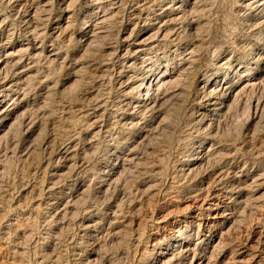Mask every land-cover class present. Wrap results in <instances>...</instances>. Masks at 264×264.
I'll return each instance as SVG.
<instances>
[{"label": "rangeland", "instance_id": "1", "mask_svg": "<svg viewBox=\"0 0 264 264\" xmlns=\"http://www.w3.org/2000/svg\"><path fill=\"white\" fill-rule=\"evenodd\" d=\"M59 1L47 0L46 11L37 5L43 20L38 22L43 38L36 42L43 41L48 49V35L56 26ZM76 1L80 8L75 20L55 41L61 46L60 60L50 65L41 58L34 63L33 74L40 72L41 78L32 80L26 88V116L17 118L10 133H1L3 137L0 134V264H177L170 258L157 261L159 251L187 230L193 234L191 246L199 243L196 234L200 230L202 236L212 237L211 245L220 241L218 247H210L203 256L193 253L203 257L202 264H264V74L245 72L241 81L257 78L256 85L240 94H235L234 89L232 96H236L233 104L227 102L231 106L228 113L215 119L211 127L199 129L191 123L192 113L200 109L196 82L203 79L204 71L216 59L219 64L233 57L239 65L234 64L235 68L249 69L254 67L249 56L264 52V37L251 36L254 28H261L259 34H264V27H254L257 23L248 19L254 13L243 5L248 0H199L192 11L183 13V21L172 25L178 38L155 50V69L181 60L183 47L192 41L196 45L202 43L194 68L182 77L184 81L178 82L177 89L172 88L177 94L168 98L163 108L166 120L157 129L148 126V115H131L138 91L125 101L117 85L124 77L112 68L116 61L110 54L127 30L133 29V14L141 9L135 5L137 0L108 2L115 11L105 24L108 35H102L101 47L91 49L89 54L74 42L81 20H89L91 0ZM174 1L166 3L178 5ZM6 7H1L3 16L11 23L3 29L2 39H6L11 28L18 33L19 41L27 42L17 15L23 9ZM190 22L193 25L188 29ZM105 48L108 49L104 51ZM103 62L108 64L110 73L99 68ZM140 68L141 64L126 70L130 81L133 74L143 73ZM226 70L224 67L215 72L220 80ZM69 75L74 76L65 83ZM230 75V81L237 86L238 76ZM78 79L81 85L77 90L66 93L67 88L77 85ZM95 100H99L101 108L98 130L91 129L93 120L89 121L93 119L91 107ZM258 101L260 108L255 114L252 103ZM130 116L133 126L123 120ZM30 121L37 128L29 127ZM79 131L88 132L87 140L93 142L91 149L86 151V141L81 136L84 140L77 138V152L67 161L61 159L57 155L59 146L66 143L70 132L74 136ZM201 137L210 153L190 171L186 163ZM118 153L123 155L117 163ZM126 156L133 158L129 165L122 162ZM106 161L118 171L102 175L99 166ZM76 180L86 188L81 197L72 187ZM87 225L91 227L86 229ZM209 226L212 227L208 229Z\"/></svg>", "mask_w": 264, "mask_h": 264}, {"label": "bare ground", "instance_id": "2", "mask_svg": "<svg viewBox=\"0 0 264 264\" xmlns=\"http://www.w3.org/2000/svg\"><path fill=\"white\" fill-rule=\"evenodd\" d=\"M46 1L45 0H32L29 3L28 0H1L2 3L0 5V134L1 133H6V134L10 133V131L17 125V122H16L17 118L18 117L24 118L26 116L25 115L26 112L24 109V98L26 96V88L32 80L35 79V80L39 81L41 78L39 75L40 72H39V74L38 73L33 74V69H35L34 63L37 64L36 61L41 59V58H43L45 61H47L50 65L54 64V63L56 64V62L58 60H60L59 56H62L61 55V46L58 47L57 46L58 44H56L55 41L57 40V38L59 39L58 36L60 34L63 35L64 33H66L69 30L70 24H72L73 19L75 20V18H76L75 13L80 8V5H79L80 3L78 4V1H76V0H61V1H59L60 3L58 5V9H57L58 12L56 14V21L57 22L55 21L56 23L54 24L56 26H53L51 28L50 33L48 35V37L51 38V42L49 45L50 48L48 49L46 44L43 41H41L40 44H38L36 42L37 40L43 38L41 29L39 28V26H41V25H39L40 23H38V22H42L43 20L40 19L41 14L39 16L37 5H41V9H43V11H44L49 6V2H46ZM110 1H117V0H91V1H89L90 2L89 20L87 22H84L83 20H81L79 35H78V38L76 39L77 41L74 42L77 45L84 47L87 54H89L88 52H90L91 49L95 50V49H98L101 47V45H99L100 41H101L100 39L103 38L101 36L106 34V31H107L105 24H107L109 22V20L111 19V16L115 12L114 9L110 8L108 5V2H110ZM172 1H174V0H172ZM84 2L86 3V2H88V0H84ZM166 2H167V0H137L135 2V5H137V7H140L141 9L140 10L137 9L138 11L136 12V14H133L134 18L132 17V19H133V21H135L134 25L132 24L133 29L127 30V32L128 31L129 32L126 33V36L122 37V41L120 42V44L117 47H115L112 50L113 53L110 54L114 57V61H116V66H112L113 70L117 69L118 75L122 74V77H124V78H122V81L119 79L117 85H118L119 90L122 93L123 97L125 98V101H126V98L128 96H131L132 93H134L135 91H138V96L135 98V101H136L135 102L136 105L134 108L135 110H134V112H132L131 115H140L141 117L148 115L149 119H150V125H148V126L151 128L154 125V129H157L158 127L161 126V124L163 122H165L167 114L164 116L163 108L165 107V104L167 103L170 95L177 94V90H173L172 88L175 87L178 84V82L181 81L182 77H185V75L190 70H192L194 68L195 64L198 61L197 53H198L199 48L201 47L200 45L202 43L201 42L199 45H196V43L192 41V43L190 45H187V47L185 46L186 48L183 47L184 48V50L182 52L183 54L182 53L180 54V56L183 55L181 60H179L177 62L169 63V64L163 66L161 69L160 68H157V69L154 68L155 64H154V62H152V59H153L152 55L155 53V50L158 49L159 47H161L162 45H164L168 41L174 42L177 40L178 35L172 29V25H174V23H177L179 21H183V19H184L183 13H187L189 9H191V11H192L195 8V6L198 4L199 0H177V1H174L178 4L176 6L173 4L172 5L167 4ZM77 4H78V6H77ZM4 5L12 8L13 10L18 9V7L23 9V12L21 14H19L20 12H17V15H19L18 18H19L20 23H22V25L24 26L23 27L24 28L23 29L24 35L25 34L28 35V36L26 35L27 42L23 43L22 41H19L18 40V33L15 32L16 30H12L11 28H10L11 30L9 29L8 36L6 35V39L5 40L2 39L3 29L6 26L9 27L10 25H8V24L11 23V22L8 23V21H9L8 18L3 16V12H2L3 9H1V7ZM243 5L246 9L252 10V12H254L253 14L250 13L247 16L250 21L257 23L256 26H254V27H257V25L258 26L261 25V27H264V0L243 1ZM87 9H89V8H87ZM192 25H193V22L188 23L187 28L190 29L192 27ZM195 26H196V24H195ZM7 30H8V28H7ZM196 31H198V30H196ZM260 32H261V28H259V29L254 28V30L251 31V36L253 38L254 37L263 38L264 34L263 33L259 34ZM43 35H45V34H43ZM106 35H108V34H106ZM7 40H9L10 42ZM260 43H261V41H260ZM202 46H203V44H202ZM103 47H105V46H103ZM110 48H112L111 44H110ZM263 48H264V46H263ZM106 49H108V48H105V50L104 49L103 50L106 51ZM101 51H102V49H101ZM91 52H93V50ZM94 53L96 54V52H94ZM99 53H100V51H99ZM104 55H105V53H104ZM106 55L109 56V54H106ZM93 56H95V55H93ZM249 59H250L249 62L251 61V63L254 66L253 68L246 69V68H243L240 66L241 68L237 69V68H235V66H237V65L233 62V57H229V58H226L222 63H219V64L216 63V61H218V59H216V61L213 63V65H211L210 67H208L204 71L203 79L196 82L197 83L196 91L199 93V97H200V102H199L200 109L196 110L192 113L191 123L194 122V127H197V128L199 127V129L211 127L212 124L214 123L215 119L218 120L219 118L225 116L226 113H228L229 107H231V106H228L227 102L230 101L229 102L230 104L228 103L229 105H231V103L233 104L234 98L236 96L235 94H240L241 92L245 91L246 89L254 88V86L256 85L255 82H256V80H258L257 78L256 79L243 80V81H241V79H244V77H246V76H244V74H245V72L247 73L248 71H255L256 76H260L261 73L264 74V52H263V54H259L256 57L251 56V58H250V56H249ZM102 60H104V57ZM108 61H110V60L108 59ZM147 61H149V62H147ZM156 61H158V59ZM98 63H97V65H98ZM60 64H62V63H60ZM93 64H94V62H93ZM139 64H141V68L144 71H142L143 73H141L140 75H138V73H137V75L133 74L134 76L133 77L131 76V77L136 82L132 83L133 80L132 81L129 80L130 76L127 77V75H126L127 71L126 70L136 69L137 65L139 66ZM234 64H235V66H234ZM91 66H93V65H91ZM224 67L227 70L223 74L224 77L220 80V78L217 77L218 74L216 75L215 72L218 71L219 69L224 68ZM99 68L104 69L105 73L109 72V66L107 63L101 64V66H99ZM85 70H84V72H85ZM79 72H80V69H79ZM88 73H90V72H88ZM93 73L95 74V72H93ZM100 73H101V71H100ZM230 74L238 76L240 81H239V84L237 86L233 85L232 82L230 81V76H232ZM109 75H111V74H109ZM73 76L69 75L65 79V83L70 81L73 78ZM86 76H88V75H86ZM99 76H101V75H99ZM106 76H107V74H106ZM116 76H117V74H116ZM77 77H78V75H77ZM81 79H83V77H81ZM182 81H184V80H182ZM76 82H77V80H76ZM39 84H41V83L39 82ZM82 84H87V83H82ZM80 85H81V81L79 80L77 82L76 86H74L72 88L71 87L67 88L68 92H66V93H71L77 86H80ZM185 86H186V84H185ZM186 88L188 89L189 85H187ZM234 89H236V93L232 96V91ZM75 90H77V89H75ZM37 95L40 96V94H37ZM37 95H36V97H37ZM50 95L51 94L48 93L47 96L49 97ZM63 96H65V94ZM61 98H63V97H61ZM86 99H88V98H86ZM95 99H97V98H95ZM47 100H49V99H47ZM126 106L128 107L129 105L126 104ZM226 107H227V109L225 111L224 109ZM252 107L254 108V111L256 114V112L260 108L259 101L252 103ZM91 108L93 109V113L91 112L93 119H89V121H91V120H93V121H91L92 123H90L91 124L90 126H91V129H97L98 128L97 127L98 119L100 116V115H98V113L101 109L99 100H95ZM38 109H37V111H39ZM22 110H24L23 113L19 115V113L22 112ZM169 115H168V117H169ZM87 116L89 117V115H87ZM126 117H124L123 120L125 122H130L128 125L133 126L134 123L131 119L132 116H130V118H126ZM28 123L26 122V124H28L29 127L37 128V126H35V123H33L31 121ZM27 129H28V127H27ZM214 132H215V130H214ZM87 133L88 132L79 131V133H77V134L74 133L75 134L74 136H70V134H71V132H70L68 135L69 137H68L67 141H65L66 143H63V145L61 144L59 146L58 151H57V155L61 159L63 158L66 161L69 160L72 157V155L75 152H77L76 140L78 137L81 138V136L86 141L84 143L86 151L91 149L93 142L91 141V139L87 140V136H88ZM91 135H92V133H91ZM95 135H98L97 132L95 133ZM95 135L93 136V138H95ZM1 136H2V134H1ZM210 137H212V136H210ZM83 138H81V140ZM203 142H205L204 138H202V137L199 138V140L197 141L198 146L190 155V157H189L190 160H188L186 163V166L188 167V170H190V171L195 169V166L197 164L199 165L200 162L202 163V161L206 157H208V155H209L208 153H210V147H208L205 150V148H204L205 144ZM211 144H213V142ZM54 145H55V143H54ZM54 147H56V146H54ZM121 155H123V153H120V154L118 153V155L115 156L116 162L119 161L120 159H122ZM111 157H112V155H111ZM124 158L125 159L122 160L123 164L125 162H127L129 165V163L133 161L132 160L133 158L131 156H126ZM213 159H214V157H213ZM75 163H77V162L75 161ZM120 167L122 168V166H120ZM118 169L115 168L114 164H113V166H110L108 161H106L105 163L103 162L99 166L98 171L101 172L103 175V173H105V172H109V173L113 174L115 171H118ZM159 170H161V168ZM188 170L186 169V171H188ZM151 171H155V170L152 169ZM156 173H158V172H156ZM82 177L83 176H81V178ZM98 177H99V175H98ZM97 179L99 181V178H97ZM108 179H110V178H108ZM77 181L78 180L74 181L72 187H74L76 189V195L81 197V196H83L82 194L85 192L86 188L83 187V185H81V184H77ZM154 185H156V184H154ZM94 222H96V221H94ZM90 227L91 226L87 225L86 229H89ZM211 227L212 226H209L208 229H210ZM95 228H93V229H95ZM198 228H200V227H198ZM200 232H201V230L196 234L197 235L196 241L197 242L199 241V243L195 244L194 246L193 245L191 246V241L193 239V234H192L191 230L190 231L187 230V231L179 234L177 236L178 237L177 240L172 241V243H169L170 242L169 241L168 242L169 244L165 245V247H163L161 249L159 248L160 251H159L157 261L164 259V258H170V259H175L177 264H185L184 262H186V261H188L189 264H202V262H204V261H200V260H202L203 257L202 258H200L201 256L197 257L196 255H193V253L198 252V253H201V255H202V253H207L209 251L210 247L212 249L213 248L215 249V247L217 245H220V241L217 240L218 242L216 244L211 245V243H213L212 237L211 236H205V235L202 236V234ZM198 245L201 246V249H199ZM203 255H205V254H203Z\"/></svg>", "mask_w": 264, "mask_h": 264}]
</instances>
